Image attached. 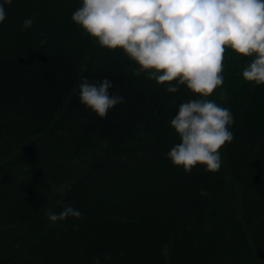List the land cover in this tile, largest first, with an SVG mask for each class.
<instances>
[{"label":"trees","instance_id":"trees-1","mask_svg":"<svg viewBox=\"0 0 264 264\" xmlns=\"http://www.w3.org/2000/svg\"><path fill=\"white\" fill-rule=\"evenodd\" d=\"M0 4V264H264V84L243 77L255 56L226 49L210 97L169 93L72 21L83 0ZM105 78L124 100L100 118L79 89ZM195 99L235 120L215 173L167 155ZM58 201L81 218L51 223Z\"/></svg>","mask_w":264,"mask_h":264},{"label":"clouds","instance_id":"clouds-1","mask_svg":"<svg viewBox=\"0 0 264 264\" xmlns=\"http://www.w3.org/2000/svg\"><path fill=\"white\" fill-rule=\"evenodd\" d=\"M4 2L10 5L12 0ZM5 19L4 4H0V23ZM71 19L101 46L123 49L139 65L134 75L148 72V79L167 83L169 93L186 85L200 97L212 96L224 83L228 48L255 56L243 77L264 84V0H83ZM32 25L33 19L27 18L23 28ZM112 87L107 78L98 84L85 79L79 89L81 104L106 118L124 100L109 93ZM220 98L227 100V93ZM170 123L180 138L167 154L175 166H182L185 173L198 164L206 171H219L220 149L234 139L229 126L235 120L229 109L214 100H190L179 106ZM57 203L62 208L59 213L52 207L45 209L51 223L81 218L71 204Z\"/></svg>","mask_w":264,"mask_h":264}]
</instances>
